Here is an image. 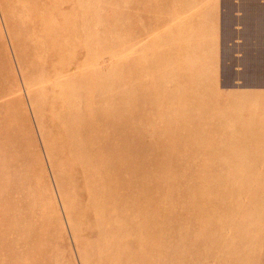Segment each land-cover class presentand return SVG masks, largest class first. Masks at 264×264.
I'll use <instances>...</instances> for the list:
<instances>
[{"label": "rangeland", "instance_id": "obj_1", "mask_svg": "<svg viewBox=\"0 0 264 264\" xmlns=\"http://www.w3.org/2000/svg\"><path fill=\"white\" fill-rule=\"evenodd\" d=\"M0 264H264V0H0Z\"/></svg>", "mask_w": 264, "mask_h": 264}]
</instances>
